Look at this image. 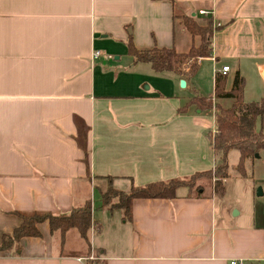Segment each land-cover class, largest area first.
<instances>
[{
    "label": "crops",
    "instance_id": "0c3cea01",
    "mask_svg": "<svg viewBox=\"0 0 264 264\" xmlns=\"http://www.w3.org/2000/svg\"><path fill=\"white\" fill-rule=\"evenodd\" d=\"M180 16L212 18L211 56L186 76L134 63L131 41L178 53L198 44ZM237 73L244 87L254 73L264 82V0H0V241L20 225L15 211L67 214L94 200L89 243L76 236L71 248L72 231L62 238L44 222L19 254L0 252V264H263L254 175L225 179L221 196L207 183L135 199L130 220L99 205L110 187L213 171L214 115L180 110L212 98L216 74L229 92Z\"/></svg>",
    "mask_w": 264,
    "mask_h": 264
},
{
    "label": "trees",
    "instance_id": "16d2710c",
    "mask_svg": "<svg viewBox=\"0 0 264 264\" xmlns=\"http://www.w3.org/2000/svg\"><path fill=\"white\" fill-rule=\"evenodd\" d=\"M168 2L174 6V0H155ZM181 24L192 37H198V44L192 45L185 53H178L173 49L153 48L151 50L139 51L135 49L132 41L129 42L128 54L133 58L134 63H147L156 73H175L186 76L193 74L199 62L203 58L211 56L212 36L214 27L212 18L207 17L202 22L187 16H180ZM185 68L187 71L185 72ZM225 77L220 75L214 78V95L212 98L194 97L181 110L184 112L190 105H196L200 110L210 111L213 109L212 99L229 98L232 105L229 108H222L214 104V123L216 133L210 137L213 151L214 169L213 171L195 173L187 179H173L169 181H159L141 187H132L130 191L124 193L109 188L112 193L120 198V202L110 203L107 196H101L100 207L109 209H120L124 220L131 219V204L135 199H171L180 187H187L193 190L194 184L189 180L194 177L214 178L213 191L221 196L224 193V180L230 177L228 155L236 150L239 153L236 172L242 178H251L252 172L247 174L244 169L246 161L255 158L264 151V133L257 128V121L264 116V99L259 101L246 102L244 100V79L237 73L234 77L232 89L225 91ZM200 187L195 188L198 192ZM92 205L87 201L83 206L72 209L67 214L54 215L45 212H17L14 214L20 219V225L14 229L11 235H3L0 241V252H13L19 254L20 241L26 237H40L38 226L47 222L51 233L59 234L64 238L69 231H76L86 243L88 242V232L91 227Z\"/></svg>",
    "mask_w": 264,
    "mask_h": 264
},
{
    "label": "rangeland",
    "instance_id": "374dc122",
    "mask_svg": "<svg viewBox=\"0 0 264 264\" xmlns=\"http://www.w3.org/2000/svg\"><path fill=\"white\" fill-rule=\"evenodd\" d=\"M181 22V21H180ZM202 26L205 25L204 22L201 24ZM185 69V68H183ZM187 70L185 69V72ZM201 81L204 83L205 80L201 79ZM244 100L246 102H251V101H259L260 99H264V82L262 81L261 77L257 76L255 73L252 75V77L249 79V81L246 83V86L244 87ZM212 83L206 82L204 83L203 89H201L203 95H212ZM213 103V109L210 111L214 115L215 109H214V102ZM226 109V108H225ZM257 128L261 130L264 133V116L257 121ZM239 159V153L236 150H233L229 153L228 155V164H229V173L230 177L229 180L233 181L236 177L241 178L237 172H236V165L238 163ZM246 161L244 163V169L249 174L252 172V175H254V182H255V195L258 189L261 190V195L256 196L257 200L262 203V210H264V151H262L259 155V158H254L252 160ZM191 184H194V188L192 191L195 190V188H203V186L207 183L214 185V178L213 179H208V177H194L193 179L189 180ZM109 190V189H108ZM106 191L104 194L107 196L108 203L106 204L107 206L110 205V203H116L120 202V198L112 193H109V191ZM91 205L94 206V200L92 202L90 201ZM100 205V204H99ZM94 210V209H93ZM234 211H232V216L234 215ZM68 234L69 237V242H73L71 245V248H75L74 242H76L77 237H80L78 232L72 230ZM70 235V236H69ZM77 236V237H76ZM59 238V237H57ZM81 238V237H80ZM264 264V263H263Z\"/></svg>",
    "mask_w": 264,
    "mask_h": 264
},
{
    "label": "built area",
    "instance_id": "2783aa9c",
    "mask_svg": "<svg viewBox=\"0 0 264 264\" xmlns=\"http://www.w3.org/2000/svg\"><path fill=\"white\" fill-rule=\"evenodd\" d=\"M200 14H201V15H207V13H205V12H201ZM100 56H101V53H100L99 51L94 52L93 55H92L93 59H97V58H99ZM107 58L111 59L110 56H108ZM228 71H229V67H227V66H224V67L221 68V70H219V72H220L222 75H226V73H227ZM212 101L214 102V99H212ZM215 133H216V131H215V129H214L212 135L215 134ZM229 264H244V263H243L242 260H236V259H233V260H231V261L229 262Z\"/></svg>",
    "mask_w": 264,
    "mask_h": 264
},
{
    "label": "water",
    "instance_id": "95a60500",
    "mask_svg": "<svg viewBox=\"0 0 264 264\" xmlns=\"http://www.w3.org/2000/svg\"><path fill=\"white\" fill-rule=\"evenodd\" d=\"M180 86L181 87H184L185 86V81H180ZM255 158H259V155H255ZM262 193H261V190L260 189H258L257 190V192H256V195L257 196H260ZM234 215H236L237 214V211H234V213H233Z\"/></svg>",
    "mask_w": 264,
    "mask_h": 264
}]
</instances>
